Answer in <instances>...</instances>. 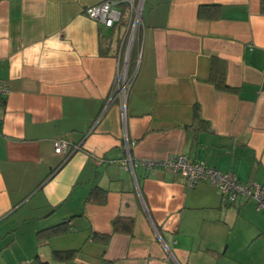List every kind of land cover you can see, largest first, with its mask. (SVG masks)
Wrapping results in <instances>:
<instances>
[{
    "label": "crops",
    "instance_id": "crops-1",
    "mask_svg": "<svg viewBox=\"0 0 264 264\" xmlns=\"http://www.w3.org/2000/svg\"><path fill=\"white\" fill-rule=\"evenodd\" d=\"M101 1L0 0V264H264L252 200L121 163L183 154L264 184L261 0H143L132 44L126 18L85 14Z\"/></svg>",
    "mask_w": 264,
    "mask_h": 264
},
{
    "label": "built area",
    "instance_id": "built-area-1",
    "mask_svg": "<svg viewBox=\"0 0 264 264\" xmlns=\"http://www.w3.org/2000/svg\"><path fill=\"white\" fill-rule=\"evenodd\" d=\"M143 0H103L97 4L88 6L85 14L92 20L102 24L106 28L112 27L124 13L127 16V27L129 31L128 43H131L141 22V8ZM133 74L128 73L127 58L124 60L122 69L114 83V90L122 98L125 96V90L128 83L132 80ZM10 85L0 80V96L9 92ZM78 146L72 145L69 141L63 139H54L53 150L56 154H67L71 148ZM129 149L128 145L126 146ZM123 166L133 167L136 164H142L148 170L166 169L172 172L181 173L185 178L187 187L193 186L198 181H206L215 186L221 196L224 204L233 203L240 198L252 200L256 208L264 210V184L258 182L241 181L231 171H220L214 167L206 165L203 161L192 160L183 154H169L162 159H144L134 160L127 153L121 161Z\"/></svg>",
    "mask_w": 264,
    "mask_h": 264
},
{
    "label": "trees",
    "instance_id": "trees-1",
    "mask_svg": "<svg viewBox=\"0 0 264 264\" xmlns=\"http://www.w3.org/2000/svg\"><path fill=\"white\" fill-rule=\"evenodd\" d=\"M201 8V7H200ZM200 8H199V13H200ZM261 10L262 12H264V0H261ZM134 47L132 45L130 52H129V56H131V54L133 53ZM129 67V66H128ZM128 73L131 74V71H129L128 68ZM209 80L212 81L214 83V85L216 86V88L223 90V91H234V89H232L231 87H229L226 82H225V75H224V71H223V66H216L215 65V60H212L211 63V68H210V75H209ZM118 222L119 220H115L114 221V230H118L119 226H118ZM126 223V226L124 228L125 231L130 232V230L132 229V221L131 220H126L124 221ZM47 230H49L48 232H54L55 228H48ZM45 232V230H44ZM48 232H45L46 235H48ZM45 233H43V231H39L37 232L38 237L41 239L42 237L45 236ZM53 257L59 260H68L70 258V253L68 252H64V251H54L53 252ZM38 264H45L42 262H39Z\"/></svg>",
    "mask_w": 264,
    "mask_h": 264
},
{
    "label": "rangeland",
    "instance_id": "rangeland-1",
    "mask_svg": "<svg viewBox=\"0 0 264 264\" xmlns=\"http://www.w3.org/2000/svg\"><path fill=\"white\" fill-rule=\"evenodd\" d=\"M127 16H128V15H127L126 13H124L123 18H122V21H125V20H126L125 18H127ZM135 36H136V33L134 34V36H133V40L131 41L130 44L134 43V38H135ZM130 44H129V47L131 46ZM127 54L129 55V52H128Z\"/></svg>",
    "mask_w": 264,
    "mask_h": 264
}]
</instances>
